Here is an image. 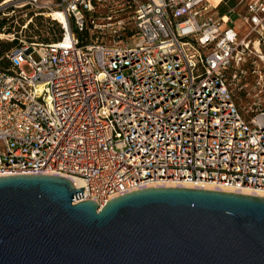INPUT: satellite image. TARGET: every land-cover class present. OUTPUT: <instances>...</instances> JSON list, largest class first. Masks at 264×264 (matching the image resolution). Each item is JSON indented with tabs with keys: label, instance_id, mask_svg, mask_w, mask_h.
Segmentation results:
<instances>
[{
	"label": "built area",
	"instance_id": "built-area-1",
	"mask_svg": "<svg viewBox=\"0 0 264 264\" xmlns=\"http://www.w3.org/2000/svg\"><path fill=\"white\" fill-rule=\"evenodd\" d=\"M20 7L57 28L0 68V176L78 179L75 202L101 207L155 183L264 188V105L236 94L263 78L264 0L223 14L213 0H1L0 14Z\"/></svg>",
	"mask_w": 264,
	"mask_h": 264
},
{
	"label": "water",
	"instance_id": "water-1",
	"mask_svg": "<svg viewBox=\"0 0 264 264\" xmlns=\"http://www.w3.org/2000/svg\"><path fill=\"white\" fill-rule=\"evenodd\" d=\"M83 188L0 176V264H264V196L148 187L101 207Z\"/></svg>",
	"mask_w": 264,
	"mask_h": 264
},
{
	"label": "rangeland",
	"instance_id": "rangeland-1",
	"mask_svg": "<svg viewBox=\"0 0 264 264\" xmlns=\"http://www.w3.org/2000/svg\"><path fill=\"white\" fill-rule=\"evenodd\" d=\"M219 1L220 0H213L214 4H218ZM231 2L232 0H224L216 10L217 14L227 13L230 8L235 6V4L232 5ZM241 8L242 7H239V9ZM31 15L33 16L32 20L29 19ZM1 23L3 24L2 27H0V33L5 36L3 35L0 38V48L1 42L6 41L15 40L20 44L23 40L51 41L55 35L50 28L52 25L57 28V24L53 22V20L43 15H35L34 11L23 7H20V9L16 8L15 12L5 17L0 14V25ZM25 25H28L27 28H23ZM34 58L38 59V55H34ZM1 65H3L2 59H0V66ZM24 67L27 71L31 70L27 65ZM262 75L261 84L256 85L257 78L252 74L248 77V81L243 89L239 90L237 88L236 90L240 106L245 107L247 110L252 109L256 103L264 105V71Z\"/></svg>",
	"mask_w": 264,
	"mask_h": 264
},
{
	"label": "bare ground",
	"instance_id": "bare-ground-1",
	"mask_svg": "<svg viewBox=\"0 0 264 264\" xmlns=\"http://www.w3.org/2000/svg\"><path fill=\"white\" fill-rule=\"evenodd\" d=\"M7 1H11V0H7ZM59 17L61 18V20H64V16L62 15V13L58 14ZM4 34L0 33V38L3 36ZM5 36V35H4ZM52 174V173H51ZM69 178V177H67ZM70 179V178H69ZM74 186L77 188H80L83 186V183L77 179V181H75L74 179H70ZM164 186H175V187H179V186H183V187H197V188H205V189H216V190H221V191H231V192H237V193H245V194H250V195H260V196H264V188H241L240 190L238 189H231V188H219L217 186H215L213 183H204V184H198V183H194V184H189V183H185V182H179L177 184L174 183H166V184H152V186L150 187H164Z\"/></svg>",
	"mask_w": 264,
	"mask_h": 264
},
{
	"label": "trees",
	"instance_id": "trees-1",
	"mask_svg": "<svg viewBox=\"0 0 264 264\" xmlns=\"http://www.w3.org/2000/svg\"><path fill=\"white\" fill-rule=\"evenodd\" d=\"M224 1V0H223ZM223 1H219V6L223 3ZM236 3V0H232L231 4L234 5ZM2 24L0 25V27H2ZM1 29V28H0ZM20 43H18L17 41H6V42H1V48H0V59H2V64L0 66L1 69H6L7 66L9 65V59L7 57V53L8 51H10L11 49L19 46Z\"/></svg>",
	"mask_w": 264,
	"mask_h": 264
}]
</instances>
